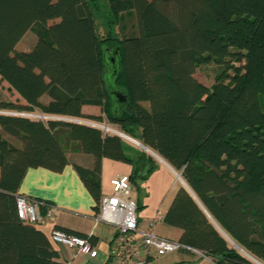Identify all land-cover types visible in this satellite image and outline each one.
Segmentation results:
<instances>
[{"label":"trees","instance_id":"1","mask_svg":"<svg viewBox=\"0 0 264 264\" xmlns=\"http://www.w3.org/2000/svg\"><path fill=\"white\" fill-rule=\"evenodd\" d=\"M103 2L104 37L95 19ZM29 32L35 45L16 50ZM212 66L209 88L196 73ZM109 76L128 97L118 112ZM0 79L25 101H0V264H61L50 236L19 219L17 196L30 169L69 165L64 139L95 159L93 170L75 169L96 214L104 159L136 164L132 182L156 170L88 124L4 114L83 119L84 106L102 108L181 174L187 187L164 222L182 231L183 244L215 264H264V0H0Z\"/></svg>","mask_w":264,"mask_h":264},{"label":"crops","instance_id":"2","mask_svg":"<svg viewBox=\"0 0 264 264\" xmlns=\"http://www.w3.org/2000/svg\"><path fill=\"white\" fill-rule=\"evenodd\" d=\"M27 36L30 37V42L34 46L36 43L35 35L32 32H29L25 35V37ZM22 40L19 44L22 43ZM30 49L31 48L23 49V51L27 52L30 51ZM41 100L44 104L50 102V98L47 96H44ZM16 104L24 105L25 101L21 98V102H16ZM83 114L86 118L74 120H78V122L81 120L87 122V120H91L89 118H102L104 116L102 108L96 106H84ZM82 121L80 123H82ZM15 145L18 147L21 146L18 142H16ZM64 146L69 160V165L64 171L61 173H55L44 168L30 169L22 183L19 194L39 201L48 202L55 206V220L39 227V229L48 236L54 228L72 231L87 236L88 239L99 249L100 257L97 259H91L90 257L82 255L65 246L54 245L59 253V263L106 264L105 258L109 255L111 248L113 247V238L116 234V230L110 225L96 222V213L94 211L95 201L75 169V165H77L87 170H93L95 159L92 155L80 152L77 149V144L70 142L67 139H64ZM123 149L125 154L133 158L135 161L143 155L139 149L134 148L127 152L124 148V141ZM167 168L177 178V172L169 166H167ZM135 169L136 164L129 165L110 159H104L101 176L102 196L108 195L111 192L110 182L113 178L122 175H128L131 177L135 172ZM170 177L167 175L164 180L169 179L170 181ZM181 183L183 185V182ZM180 187L179 184L175 187L173 186L171 191H168L167 188H158L155 192L148 195L143 204H139L140 228L149 227L151 221L157 215H161L165 219ZM164 219L157 223L155 228L156 233L161 237L180 241L182 231L168 226L164 222ZM149 264L215 263L208 257L204 259L196 255L181 252L155 258L154 260L152 259Z\"/></svg>","mask_w":264,"mask_h":264},{"label":"built area","instance_id":"3","mask_svg":"<svg viewBox=\"0 0 264 264\" xmlns=\"http://www.w3.org/2000/svg\"><path fill=\"white\" fill-rule=\"evenodd\" d=\"M4 114L22 116L45 123L51 120L78 121L47 115L39 111L26 113L5 112ZM90 125L103 132L115 134L112 131L117 130L111 127V124L92 123ZM110 186L111 192L102 196L100 211L95 215L97 223L110 225L116 230L113 247L105 258L106 264H149L152 259L181 252L204 259L207 258L204 253L183 244L181 241L159 236L155 228L157 223L164 219L161 215H157L151 221L149 227L140 228L139 204L132 195L130 176H116L111 180ZM17 213L23 224L41 227L55 220L56 208L48 202L19 194L17 196ZM49 236L55 245L65 246L91 259L100 257L98 247L88 238L68 234L57 228L52 229Z\"/></svg>","mask_w":264,"mask_h":264},{"label":"rangeland","instance_id":"4","mask_svg":"<svg viewBox=\"0 0 264 264\" xmlns=\"http://www.w3.org/2000/svg\"><path fill=\"white\" fill-rule=\"evenodd\" d=\"M101 10H102V12L100 14L96 15L95 19H96L98 33L100 36L104 37L107 35V33L109 31V27L107 26V23H110V19L108 17V12H109L108 3L103 2L101 4ZM130 17H131V15L128 16V18H130ZM125 28L126 27H124V29ZM115 32H118L120 34L121 33L120 28L117 27L115 29ZM35 38H36V36H35ZM30 40L31 39L29 36L25 37L22 40V43L17 45L16 50L23 51V49L32 48L33 45L30 42ZM215 69L216 68L214 66L208 67V68H201L197 71L196 78L198 79V81H200L201 83H203L204 85H206L207 87L210 88L215 83V77L217 75V71H215ZM0 101L13 102V103L21 102V97L16 92L11 90L10 86L7 83H5L4 81H2L1 79H0ZM102 118H103V122L87 120V122H85V123L88 124L89 126H92V125H90L92 123L110 124L108 122V120L105 118V116H103ZM82 122H84V121H82ZM111 127L115 128L119 132L123 133L120 127L112 125V124H111ZM103 133L105 135H117V136L121 137V139L124 141V148L127 152L131 151L132 148L139 149L148 158H151L154 162L157 163L156 170L149 177L148 180L144 181L141 178H137L136 182L132 183V195L135 198V200L138 202V204H143L146 201V198L148 197V195L150 193L155 192L158 188H161V187L167 188L168 191L169 190L171 191L173 189V186L175 187L178 184H179V186H183L181 183L182 180L178 177L176 178V176H174L171 173V171L167 168L168 165L164 163L165 160L162 159L155 151L152 150L151 152H153V153L146 151L145 149L142 148V145L140 142L133 141L132 139H130L127 136H124L125 137V139H124L119 134H114V133H110V132H103ZM167 175L169 177L171 176L170 181H169V179L164 180L167 177ZM241 254L244 255L243 253H241ZM246 258H248V257H246ZM250 261L253 264H255V263L261 264L257 261L255 263L252 260H250Z\"/></svg>","mask_w":264,"mask_h":264},{"label":"water","instance_id":"5","mask_svg":"<svg viewBox=\"0 0 264 264\" xmlns=\"http://www.w3.org/2000/svg\"><path fill=\"white\" fill-rule=\"evenodd\" d=\"M108 63L110 65L111 70L115 71L113 73V75L116 74V69H115L116 68V60L114 58H110ZM110 76H112V75H110ZM110 76H109V79H110ZM109 82H110V88L112 90L111 93H112L114 103H115L114 111L118 112L121 109V107L124 106L128 102V97L125 94V92H123L122 90H119L115 87V80H112V78H111ZM143 148L145 149L147 147L145 145H143ZM177 177L182 180L183 186L187 187L186 183L182 179L181 174L177 173ZM235 248L237 250H240L239 249L240 247L238 245H235Z\"/></svg>","mask_w":264,"mask_h":264},{"label":"bare ground","instance_id":"6","mask_svg":"<svg viewBox=\"0 0 264 264\" xmlns=\"http://www.w3.org/2000/svg\"><path fill=\"white\" fill-rule=\"evenodd\" d=\"M76 122V121H75ZM112 132H115V134H120L124 139H125V137L124 136H127V135H125L124 133H121V132H119L118 130H114V131H112ZM127 137H129V136H127ZM130 139H132L131 137H129ZM133 141H136V140H134V139H132ZM141 145H142V143H141ZM142 148H143V145H142ZM144 149V148H143ZM145 150L146 151H149V152H151V150H149V148H145ZM151 153H153V152H151ZM164 163L165 164H167L165 161H164ZM168 165V164H167ZM169 166V165H168ZM170 167V166H169ZM232 244H233V246H235V244L232 242ZM240 249V251H241V248H239ZM243 252V251H242ZM245 255H247L245 252H243ZM247 257L250 259V257H249V255H247ZM253 261V260H252ZM254 262V261H253Z\"/></svg>","mask_w":264,"mask_h":264}]
</instances>
